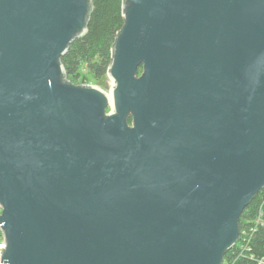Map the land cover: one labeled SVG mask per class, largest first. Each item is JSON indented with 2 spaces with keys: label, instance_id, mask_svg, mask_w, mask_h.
<instances>
[{
  "label": "water",
  "instance_id": "water-1",
  "mask_svg": "<svg viewBox=\"0 0 264 264\" xmlns=\"http://www.w3.org/2000/svg\"><path fill=\"white\" fill-rule=\"evenodd\" d=\"M103 86L61 62L90 0H0L1 264H223L264 188V0H124Z\"/></svg>",
  "mask_w": 264,
  "mask_h": 264
},
{
  "label": "trees",
  "instance_id": "trees-1",
  "mask_svg": "<svg viewBox=\"0 0 264 264\" xmlns=\"http://www.w3.org/2000/svg\"><path fill=\"white\" fill-rule=\"evenodd\" d=\"M123 6L124 0H90L87 30L71 43L61 58L72 82L80 75L84 78L90 76L96 81L107 75L117 34L124 25ZM260 213L262 222L257 224ZM239 226L240 235L245 231L247 239L244 240L242 234L241 240L239 238L241 245L238 241L227 251L224 261L229 260L230 264H264V188L242 212Z\"/></svg>",
  "mask_w": 264,
  "mask_h": 264
},
{
  "label": "built area",
  "instance_id": "built-area-1",
  "mask_svg": "<svg viewBox=\"0 0 264 264\" xmlns=\"http://www.w3.org/2000/svg\"><path fill=\"white\" fill-rule=\"evenodd\" d=\"M2 212H3V207L0 205V215L2 214ZM261 222H262V217H261V213H260L257 217L256 223L258 224ZM242 234H243L244 240H246L247 239L246 232L244 231V232H242ZM242 234L240 235V240L242 238ZM240 240H239V243H240ZM240 245H241V243H240ZM4 249H5V238H4V233L1 229V224H0V264L2 261V255L4 254ZM260 261L262 262L263 260H260ZM223 264H230L229 260H225L223 262Z\"/></svg>",
  "mask_w": 264,
  "mask_h": 264
},
{
  "label": "rangeland",
  "instance_id": "rangeland-1",
  "mask_svg": "<svg viewBox=\"0 0 264 264\" xmlns=\"http://www.w3.org/2000/svg\"><path fill=\"white\" fill-rule=\"evenodd\" d=\"M85 72V70H84ZM107 78L109 79V77L106 75L104 78H102L101 80H94L93 78H91L90 76H88L87 78H84L82 75H80V77L74 81L75 83H87V84H93V85H97V86H103L104 85V82L107 80ZM71 79V78H70ZM72 81V79H71ZM109 82L111 83L112 81H110L109 79Z\"/></svg>",
  "mask_w": 264,
  "mask_h": 264
}]
</instances>
